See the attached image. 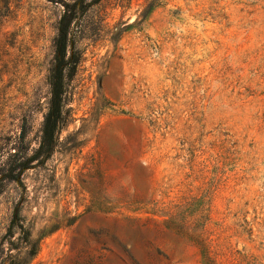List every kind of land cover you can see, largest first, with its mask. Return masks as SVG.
Returning <instances> with one entry per match:
<instances>
[{
	"label": "rangeland",
	"instance_id": "1",
	"mask_svg": "<svg viewBox=\"0 0 264 264\" xmlns=\"http://www.w3.org/2000/svg\"><path fill=\"white\" fill-rule=\"evenodd\" d=\"M62 1L0 0V140L39 142ZM73 34L67 123L5 183L0 264H264V0H102Z\"/></svg>",
	"mask_w": 264,
	"mask_h": 264
},
{
	"label": "trees",
	"instance_id": "2",
	"mask_svg": "<svg viewBox=\"0 0 264 264\" xmlns=\"http://www.w3.org/2000/svg\"><path fill=\"white\" fill-rule=\"evenodd\" d=\"M102 0H67L62 1V15L57 25V35L54 40V55L52 69L47 76L50 100L46 114L41 124V135L35 148L26 141L28 129L22 125L19 134L0 140V196L5 183L17 181L20 174L35 166L46 163L55 150L58 135L67 123L65 111V96L69 81L75 76L81 55L76 49L73 34L74 23L83 17L89 9ZM19 215L14 212L10 229L15 225L25 234L27 231L21 224H16Z\"/></svg>",
	"mask_w": 264,
	"mask_h": 264
}]
</instances>
